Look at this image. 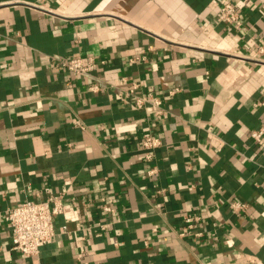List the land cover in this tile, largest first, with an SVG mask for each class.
I'll return each mask as SVG.
<instances>
[{"label": "crops", "instance_id": "0c3cea01", "mask_svg": "<svg viewBox=\"0 0 264 264\" xmlns=\"http://www.w3.org/2000/svg\"><path fill=\"white\" fill-rule=\"evenodd\" d=\"M222 1L0 0V211L64 200L34 257L0 218V264H264V0H234L233 29ZM74 55L102 63L56 61ZM133 83L162 115L132 104Z\"/></svg>", "mask_w": 264, "mask_h": 264}, {"label": "built area", "instance_id": "2783aa9c", "mask_svg": "<svg viewBox=\"0 0 264 264\" xmlns=\"http://www.w3.org/2000/svg\"><path fill=\"white\" fill-rule=\"evenodd\" d=\"M218 20L223 22L230 29L242 24V14L238 4L234 0L222 1L218 13ZM144 58V57H142ZM56 61L68 71L78 75H90L97 71L100 62L95 56L74 55L67 58H56ZM92 90H98L99 86H90ZM131 95L132 104L138 108L150 107L153 116H160L164 113V101L160 96L143 94L141 86L133 83L127 89ZM251 138L259 144L264 143V123L258 128L251 129ZM141 148L144 153V160L152 163L156 158V150L162 144L161 138L154 132L153 128L145 130L140 138ZM156 171L152 166L148 173L151 175ZM230 207L236 212H244L248 204L241 200L232 199ZM110 209V207H106ZM64 212V200L62 194L49 195L45 200H26L20 204L8 207L4 212L0 211V218H4L11 231L12 248L23 257L30 258L39 254L45 244L52 241L56 235V216ZM186 226L179 232L183 236L191 232L194 222L198 217L191 213L184 214ZM66 228V227H64Z\"/></svg>", "mask_w": 264, "mask_h": 264}]
</instances>
